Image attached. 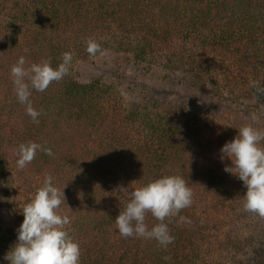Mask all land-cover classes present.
Masks as SVG:
<instances>
[{"label":"trees","instance_id":"obj_1","mask_svg":"<svg viewBox=\"0 0 264 264\" xmlns=\"http://www.w3.org/2000/svg\"><path fill=\"white\" fill-rule=\"evenodd\" d=\"M88 38L113 64L142 68L195 97L158 99L150 89V98L119 102L112 86L73 72L78 59L92 57ZM63 52L73 54L69 74L32 90L33 106L43 110L34 123L11 66L23 55L58 67ZM253 81L264 85V0H0V187L11 194L6 179L17 175L28 202L51 174L64 189L59 211L72 221L80 264H264V218L244 211L247 189L224 170L231 159L221 160L222 146L248 123L233 117L234 104L264 127V96ZM198 101L209 106L199 118ZM28 141L54 156L37 151L17 168L16 150ZM172 174L193 191L191 206L165 221L174 241L122 237L115 226L127 202L122 189ZM16 217L12 228L0 220V264L17 242L21 210ZM145 222L158 223L151 213Z\"/></svg>","mask_w":264,"mask_h":264},{"label":"clouds","instance_id":"obj_2","mask_svg":"<svg viewBox=\"0 0 264 264\" xmlns=\"http://www.w3.org/2000/svg\"><path fill=\"white\" fill-rule=\"evenodd\" d=\"M85 44L89 55L104 54L96 40L88 38ZM24 51L28 52V49ZM61 60L58 67H53L50 58L29 62L22 55L11 66L17 99L34 123H39L43 110L33 106L30 99L32 90L44 92L52 82H59L69 74L73 54L63 52ZM252 86L258 98L264 96V85L253 81ZM258 124L259 117L253 114L251 122L240 126L238 135L222 146L221 160L231 159V165H226L224 170L242 180L247 189L243 196L244 211L264 218V127H258ZM37 151L54 156L50 147L40 143H21L16 150L17 168L22 170L30 164ZM131 189H122L127 192V202L115 218L119 234L124 238L155 239L167 247L174 237L165 221L191 206L192 188L181 175L172 174L162 175L140 186L133 185ZM64 200V189L54 186L52 175L46 174L43 184L35 189L21 209L24 219L17 230V242L4 257L9 264H80L79 243L70 235L72 221L59 211ZM148 213L158 221L151 228L145 222ZM180 219L183 221L185 217Z\"/></svg>","mask_w":264,"mask_h":264},{"label":"rangeland","instance_id":"obj_3","mask_svg":"<svg viewBox=\"0 0 264 264\" xmlns=\"http://www.w3.org/2000/svg\"><path fill=\"white\" fill-rule=\"evenodd\" d=\"M108 49L103 50L104 54ZM103 55L96 54L92 56L90 59H78L76 61V67L73 65V72L76 74L77 78L81 81H89L93 78H98L102 80V83L112 86L115 92V98L125 104L128 105L129 101L134 98V95L137 96L140 101L142 97L150 96L148 90H158L160 93H156L162 96H156L158 99L167 97V99L174 98H193L194 93L189 89H181L182 87L176 85L171 86L168 83H164L158 77H154L150 75V73H144L142 68H136L135 70L131 66H123L115 61L113 64L109 59L114 58L111 55H107L106 57ZM109 54V53H107ZM144 91L143 92L140 91ZM147 90V91H145ZM163 91V93H162ZM143 93V96H141ZM155 93V92H154ZM197 108L192 105L197 111L196 115L201 117V114L204 111L209 110V106L204 102L198 101L195 102ZM237 104L231 107L232 115L235 119L244 122H251V114L246 109L236 108ZM199 114V115H198ZM8 182V188L12 191L11 194H7L3 192L0 187V220L1 225L4 227L12 228L18 222L17 215L23 205L26 203V189L17 188L16 185L20 182V178L17 175L11 174L6 179ZM40 183V180H35V184ZM7 187V186H6ZM9 251V250H8ZM7 251V252H8ZM6 255V253H4ZM2 264H9V261L5 260Z\"/></svg>","mask_w":264,"mask_h":264}]
</instances>
